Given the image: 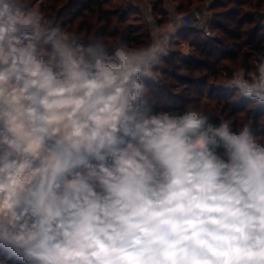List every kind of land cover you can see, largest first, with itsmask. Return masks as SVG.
I'll return each mask as SVG.
<instances>
[{"label": "clouds", "instance_id": "9594fccd", "mask_svg": "<svg viewBox=\"0 0 264 264\" xmlns=\"http://www.w3.org/2000/svg\"><path fill=\"white\" fill-rule=\"evenodd\" d=\"M169 39L0 0V264H264V132L152 105ZM220 87L264 108V54Z\"/></svg>", "mask_w": 264, "mask_h": 264}, {"label": "trees", "instance_id": "16d2710c", "mask_svg": "<svg viewBox=\"0 0 264 264\" xmlns=\"http://www.w3.org/2000/svg\"><path fill=\"white\" fill-rule=\"evenodd\" d=\"M175 1L183 15L202 2ZM153 5L158 22H164L160 0ZM39 8L46 16L62 18L66 30L87 38L100 35L109 43L124 38L134 46L150 43L149 31L139 23L140 13L126 6V0H43ZM210 11L207 31L187 25L178 35L179 42L192 49L189 58L177 65L178 55L169 52L151 71L155 79L146 83L147 98L156 108L180 109L191 103L213 120L247 121L258 133L264 132V108L220 87L233 71L250 69L253 60L264 54V0H213Z\"/></svg>", "mask_w": 264, "mask_h": 264}, {"label": "crops", "instance_id": "0c3cea01", "mask_svg": "<svg viewBox=\"0 0 264 264\" xmlns=\"http://www.w3.org/2000/svg\"><path fill=\"white\" fill-rule=\"evenodd\" d=\"M213 0H202V2L194 6L186 15L180 13L178 5L175 0H160L161 8L166 14L165 21L158 22L160 17H156L153 10L154 0H126V6L133 7L140 13V22L149 31L150 42L157 32H163L169 30L170 39L163 56H166V52L169 51L172 46H179L178 35L181 30L190 25L200 31H207L208 24L212 19V12L210 11V5ZM183 20L184 23L178 24L174 27V22ZM264 26V18L261 20ZM151 73V72H150Z\"/></svg>", "mask_w": 264, "mask_h": 264}, {"label": "rangeland", "instance_id": "374dc122", "mask_svg": "<svg viewBox=\"0 0 264 264\" xmlns=\"http://www.w3.org/2000/svg\"><path fill=\"white\" fill-rule=\"evenodd\" d=\"M31 1H33V0H31ZM42 1L43 0L36 1V5L39 7V5ZM34 3H35V1H34ZM169 52L178 55L176 58V64L179 65L182 63V61L189 58V56L192 54V49L187 44L183 43V44H180L179 46H177V45L172 46V48L166 52L167 53L166 57L169 55ZM160 67H162L163 69L166 68L164 63H160ZM178 75H181V74L179 73ZM160 77H161V79H164V77H162V76H160Z\"/></svg>", "mask_w": 264, "mask_h": 264}]
</instances>
